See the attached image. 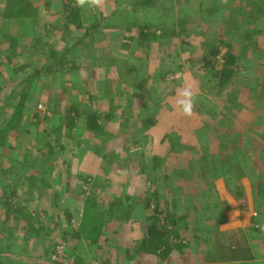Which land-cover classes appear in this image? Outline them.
Masks as SVG:
<instances>
[{"label":"rangeland","instance_id":"1","mask_svg":"<svg viewBox=\"0 0 264 264\" xmlns=\"http://www.w3.org/2000/svg\"><path fill=\"white\" fill-rule=\"evenodd\" d=\"M143 1L0 0V264H133L156 208L174 245L145 264L264 244V0Z\"/></svg>","mask_w":264,"mask_h":264},{"label":"trees","instance_id":"2","mask_svg":"<svg viewBox=\"0 0 264 264\" xmlns=\"http://www.w3.org/2000/svg\"><path fill=\"white\" fill-rule=\"evenodd\" d=\"M143 5H151L153 3V0H144ZM19 7L22 5L19 4ZM27 7V4H24L22 8H19L18 11H23ZM71 8V7H70ZM69 7L67 9H70ZM71 14L75 16V13H72V9L69 10ZM18 15L20 13H17ZM22 15H28V13H21ZM143 33V31H141ZM145 35V34H144ZM229 47V45H228ZM217 52V51H213ZM225 64L224 67L221 69V81L220 84L225 85L227 81L229 80L230 76H232V68L230 66L234 64L235 62V56L229 52V48L227 51V54L225 56ZM48 69V66L46 67ZM23 106V102L20 101L19 107L16 109L15 114L16 118H19L21 107ZM14 115V117H15ZM70 113L68 114V116ZM95 113H89L86 119V126L91 131H101V125L98 124V121L96 119ZM74 119H70L68 122L69 125H73ZM263 190H264V181L261 182ZM240 186H237L235 190V194L242 195L241 191H239ZM13 189L11 190L10 195H13ZM157 208L154 214L152 215L151 219H153V223L150 225H147L146 227V235L141 238L139 241V246L137 250L138 258L136 261H134L133 264H145L147 257L154 256L160 259L166 258L169 255V251L171 250L174 243H171V241L167 238V235L165 233V226L159 224V217L157 216ZM181 219V217L179 218ZM172 223H174V220H171ZM221 235V234H220ZM226 238H222L221 240L213 241V249L210 250L207 253L208 258H206L207 261L210 262H232L236 260H251L255 258L256 251L251 247L250 243L248 245V241L251 240L249 236L240 235V234H231L227 236ZM189 239V238H188ZM222 241V242H220ZM252 243V241H251ZM253 244V243H252ZM178 247L185 248L186 244L179 243ZM261 252V251H259ZM258 252V253H259Z\"/></svg>","mask_w":264,"mask_h":264},{"label":"crops","instance_id":"3","mask_svg":"<svg viewBox=\"0 0 264 264\" xmlns=\"http://www.w3.org/2000/svg\"><path fill=\"white\" fill-rule=\"evenodd\" d=\"M232 53V52H231ZM233 54V53H232ZM233 65V64H232ZM232 74H233V70H232ZM219 76H221V73H219ZM220 86L222 85V84H219ZM219 187L218 186H216V188H214L213 187V189H214V193H218L219 192V189H218ZM219 195V194H218ZM232 200V201H231ZM225 202H226V204L229 206V208L233 211V207H234V205H233V203L234 204H236V202H235V200L233 199V198H231V199H225L224 200ZM233 202V203H232ZM226 208H227V206H226ZM226 218V220L227 219H229V215H228V217H225ZM174 220V219H173ZM222 221L223 220H225L224 218H222L221 219ZM187 230H184V232H186ZM221 234V235H220ZM231 234H240L241 236L242 235H245V236H249L247 233H246V230L245 229H243V228H239V227H234V228H227V229H224V228H219L218 230L216 229V231H215V233H213V235H212V237H213V239H212V241H210V247H211V249H209V251L210 250H214L213 249V241H215L216 239H217V241H219V240H221L222 238L224 239V238H226V240H227V236L228 235H231ZM186 235V239L187 238H190V237H188V236H190V235H187V233L185 234ZM214 235H215V237H214ZM197 237V236H196ZM220 242H222V241H220ZM204 243V242H203ZM202 243V244H203ZM249 243H250V245H251V247H253V249H255V250H257L256 248L258 247V250H257V253L259 252V251H261V252H263V250H264V244L263 243H256V241H255V244H252L251 243V240H249L248 241V245H249ZM201 246H203V245H201ZM186 249L188 248L189 249V245L187 244L186 245V247H185ZM185 248H182V250L183 249H185ZM179 249H180V247H179ZM180 251V250H179ZM183 252V251H182ZM182 252L180 251L179 252V257L181 256V258L183 257V255H182ZM192 253V252H191ZM191 253H189V254H187V250H185V252H183V254L185 255V256H190V255H192ZM260 253V252H259ZM261 254V253H260ZM259 254V255H260ZM193 255H194V252H193ZM261 256H262V254H261ZM154 257V256H153ZM154 258H156V257H154ZM208 258V257H207ZM202 264H264V259H261V258H259V256L257 257V255L255 254V258L254 259H251V260H236V261H232V262H219V261H216V262H210V261H207L206 259H203V261H202Z\"/></svg>","mask_w":264,"mask_h":264},{"label":"clouds","instance_id":"4","mask_svg":"<svg viewBox=\"0 0 264 264\" xmlns=\"http://www.w3.org/2000/svg\"><path fill=\"white\" fill-rule=\"evenodd\" d=\"M78 7L84 8H99L104 5V0H76ZM180 99L177 101L180 111L186 115L190 116L192 114V109L194 106V97L190 89H184L180 93Z\"/></svg>","mask_w":264,"mask_h":264}]
</instances>
